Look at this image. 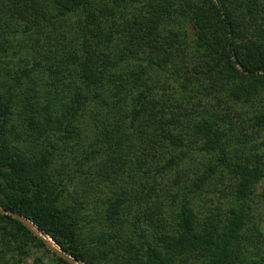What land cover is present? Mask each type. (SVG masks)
Instances as JSON below:
<instances>
[{
    "label": "trees",
    "instance_id": "1",
    "mask_svg": "<svg viewBox=\"0 0 264 264\" xmlns=\"http://www.w3.org/2000/svg\"><path fill=\"white\" fill-rule=\"evenodd\" d=\"M0 210L80 264H264V0H0ZM0 264L68 263L0 214Z\"/></svg>",
    "mask_w": 264,
    "mask_h": 264
},
{
    "label": "water",
    "instance_id": "2",
    "mask_svg": "<svg viewBox=\"0 0 264 264\" xmlns=\"http://www.w3.org/2000/svg\"><path fill=\"white\" fill-rule=\"evenodd\" d=\"M0 214H7L10 215L13 219L20 222L23 226H25L29 231H31L36 237H38L45 245V247L50 250L52 253H54L58 258L62 259L68 264H80L78 261H75L74 259L66 256L64 253L59 251L50 240H47L42 235H40L25 219L20 217L19 215H16L9 211L0 210Z\"/></svg>",
    "mask_w": 264,
    "mask_h": 264
},
{
    "label": "rangeland",
    "instance_id": "3",
    "mask_svg": "<svg viewBox=\"0 0 264 264\" xmlns=\"http://www.w3.org/2000/svg\"><path fill=\"white\" fill-rule=\"evenodd\" d=\"M259 190V189H258Z\"/></svg>",
    "mask_w": 264,
    "mask_h": 264
}]
</instances>
